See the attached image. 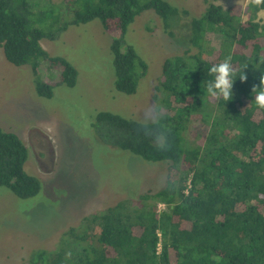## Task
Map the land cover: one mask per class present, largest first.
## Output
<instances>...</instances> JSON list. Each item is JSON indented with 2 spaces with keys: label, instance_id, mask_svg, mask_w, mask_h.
I'll list each match as a JSON object with an SVG mask.
<instances>
[{
  "label": "trees",
  "instance_id": "obj_1",
  "mask_svg": "<svg viewBox=\"0 0 264 264\" xmlns=\"http://www.w3.org/2000/svg\"><path fill=\"white\" fill-rule=\"evenodd\" d=\"M216 1L205 0L206 11L192 17L191 47L166 59L153 97L156 120L101 111L92 123L102 143L167 162L165 186L84 217L63 233L56 249L32 251L29 264H264V109L252 102V88L264 76V23L244 20L240 5L225 8ZM40 4L52 12L59 8L52 0H0V45L10 62L31 66L43 97L54 95V85L74 87L79 77L71 61L43 47L45 37L100 20L107 32L117 33L111 45L116 88L135 94L149 64L128 43L129 27L155 10L168 29L181 13L168 0H70L72 16L65 19L60 11L42 12ZM258 7L264 10V3ZM210 33L221 36L218 49H209ZM226 58L246 75L237 77L227 102L205 91L208 69ZM45 61L61 69L57 84L43 80ZM199 120L204 130L197 131ZM28 159L23 138L0 127V187L24 199L42 188L41 179L26 170ZM161 203L166 208L160 211Z\"/></svg>",
  "mask_w": 264,
  "mask_h": 264
},
{
  "label": "rangeland",
  "instance_id": "obj_2",
  "mask_svg": "<svg viewBox=\"0 0 264 264\" xmlns=\"http://www.w3.org/2000/svg\"><path fill=\"white\" fill-rule=\"evenodd\" d=\"M69 1L52 0L59 5L55 12L47 4H40V10L53 16L60 11L66 19L72 16L66 5ZM168 1L181 9L177 24L166 29L156 11L148 10L136 17L126 35L149 64L135 94L116 88L111 45L117 33L107 32L98 19L72 25L55 38L42 39L51 55L67 58L79 72L74 87L54 85L60 82L61 69H50L49 62H43L42 78L55 86L52 97L40 96L31 66L10 62L0 45V127L23 138L29 148L26 170L42 181L41 191L28 199L0 187V264H29L32 251L56 249L63 233L78 226L84 217L165 186L167 162L147 161L102 143L92 123L101 111L142 121L157 119L153 97L164 63L191 47L187 32L191 19L201 17L207 8L205 0ZM215 3L225 8L240 5L244 20L264 23V10L256 0ZM221 40L220 35L208 34L209 49H218ZM194 125L197 131L204 130L201 120ZM196 129L190 128L189 137ZM165 208L159 204L160 211Z\"/></svg>",
  "mask_w": 264,
  "mask_h": 264
},
{
  "label": "clouds",
  "instance_id": "obj_3",
  "mask_svg": "<svg viewBox=\"0 0 264 264\" xmlns=\"http://www.w3.org/2000/svg\"><path fill=\"white\" fill-rule=\"evenodd\" d=\"M256 3H264V0H256ZM208 75L211 79L207 81L205 91L210 96L222 99L225 102L233 98L232 88L237 77L239 76L241 80L246 79L243 71L240 70V74L237 73L230 58H226L221 63L213 64L208 69ZM252 96V102L255 106L264 109V76H261L259 86H253Z\"/></svg>",
  "mask_w": 264,
  "mask_h": 264
}]
</instances>
